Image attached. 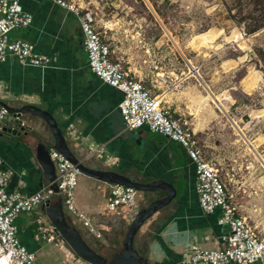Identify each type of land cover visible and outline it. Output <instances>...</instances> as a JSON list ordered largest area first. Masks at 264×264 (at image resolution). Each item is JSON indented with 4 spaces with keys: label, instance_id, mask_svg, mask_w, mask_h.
I'll return each instance as SVG.
<instances>
[{
    "label": "crops",
    "instance_id": "1",
    "mask_svg": "<svg viewBox=\"0 0 264 264\" xmlns=\"http://www.w3.org/2000/svg\"><path fill=\"white\" fill-rule=\"evenodd\" d=\"M18 2L22 10L31 15L32 21L26 29L10 31L8 39L28 42L33 54L49 58L50 63L40 67L20 65L12 57L0 63V103L9 106L30 104L48 112L63 133L70 150L78 156L89 158L93 167L139 177L147 182H175L178 186L179 181H182L171 204L146 220L134 235L133 249L145 264H180L190 255L193 246L203 250L221 249L223 244L220 237L227 230L216 223L219 212L203 214L199 210L194 192L193 168L184 151L177 144L145 128L135 131L143 139V144L139 141L137 145L133 143L132 136L124 130L116 111L120 94L101 84L86 67L81 34L75 18L48 0ZM111 20L115 24L121 21ZM112 28H107V33L114 41L109 43L110 48L119 45L121 53L117 54L111 48V59L119 60L126 66L129 64L126 70L130 76L136 77V69L130 63L135 64L132 61L138 53L135 49L142 46H139V42H132V55L129 57L128 45L123 44L120 38H115L117 30ZM184 101L180 100L182 103ZM214 106L217 109L222 107L218 100ZM171 110L189 117L193 126H206V120L202 118L194 121L193 115L186 112L185 105L182 108L178 104ZM7 121L2 122L1 126H6ZM24 122L31 126L27 137L35 138L42 144L47 142L48 130L39 118L27 116ZM46 149L48 153L51 151L48 146ZM0 169L7 174L8 192L31 195L45 188L48 200L57 196L49 189L52 181L43 177L22 136L16 138L0 132ZM80 177L73 203L88 219L91 230L64 210L63 213L68 225L84 237L87 246L104 256L114 243L116 229L145 206L143 196L136 191V208L133 211L122 207L111 211L106 208L110 184L83 175ZM242 217L245 218L244 215ZM48 223L41 213V204L29 214L17 216L14 221L17 239L34 254L35 264L37 254L59 264L53 251L42 250L51 243L55 250L63 251L64 257L72 264H86L70 252L60 238L55 240L56 243H46L40 239L37 228H45ZM251 227L262 229L259 223ZM89 233L94 236L93 239Z\"/></svg>",
    "mask_w": 264,
    "mask_h": 264
},
{
    "label": "rangeland",
    "instance_id": "2",
    "mask_svg": "<svg viewBox=\"0 0 264 264\" xmlns=\"http://www.w3.org/2000/svg\"><path fill=\"white\" fill-rule=\"evenodd\" d=\"M73 1L93 14L109 43L114 42L107 33L112 27L129 53L132 42L140 43L130 65L146 89L170 109L185 105L194 121L206 120L198 128L184 117L235 210L250 226L259 223L262 229L255 232L264 240V26L245 34L264 19V0ZM112 18L121 21L115 24ZM111 48L121 53L119 45ZM42 250L53 251L59 264H72L52 243ZM36 264L56 263L37 254Z\"/></svg>",
    "mask_w": 264,
    "mask_h": 264
},
{
    "label": "built area",
    "instance_id": "3",
    "mask_svg": "<svg viewBox=\"0 0 264 264\" xmlns=\"http://www.w3.org/2000/svg\"><path fill=\"white\" fill-rule=\"evenodd\" d=\"M48 1L75 18L89 72L101 84L120 94L116 111L124 130L145 128L148 132L177 144L193 168L194 192L199 210L203 214L219 212L216 223L227 230L220 237L223 247L203 250L193 246L190 255L180 264H264V240L259 239L255 229L236 213L231 196L226 192L217 170L205 160L196 134L184 116L166 106L159 95L151 93L142 85L140 79L130 76L121 61L111 59L113 53L109 41L96 29L95 19L89 10L80 7L73 0ZM31 21V15L22 10L18 0H0V63L5 62L8 57L14 58L20 65L40 67L50 63L49 58L33 54L28 42L8 39L10 31L26 29ZM9 118L7 112L0 107V130L2 122ZM48 157L54 168L52 183L56 186L63 210L91 230L88 219L73 203L79 171L54 150L48 153ZM7 183V174L0 169V264H35L34 254L17 239L14 221L17 216L29 214L36 206L47 201L48 192L45 188L31 195L8 192ZM121 207L128 211L136 208V191L131 187L110 184L106 208L114 211ZM37 230L40 239L46 243L59 238L50 223L45 228L38 226Z\"/></svg>",
    "mask_w": 264,
    "mask_h": 264
},
{
    "label": "water",
    "instance_id": "4",
    "mask_svg": "<svg viewBox=\"0 0 264 264\" xmlns=\"http://www.w3.org/2000/svg\"><path fill=\"white\" fill-rule=\"evenodd\" d=\"M0 107L10 117L7 125L3 126L0 132L12 137L18 138L22 136L24 138V144L32 152L33 161L37 163L46 180L53 181L54 179L53 164L49 160L46 149V146H48L74 165L80 175L90 177L98 182L131 187L143 196L142 201L145 206L135 212L130 218L124 220L116 229L114 243H112L108 252H105L104 256L88 247L84 237L73 226L68 225L59 196L43 202L41 204V213L55 228L64 245L86 264H145V261L133 249L132 240L136 231L142 227L146 220L169 206L175 199L176 183L147 182L139 177L112 172L106 168L93 167L89 158L78 156L70 150L63 133L48 112L30 104L9 106L0 103ZM27 116L39 118L47 127L48 139L45 144L35 138L27 137V133L31 131V126L24 122V118ZM126 133L132 136L135 145L138 144V141L143 144V139L138 137L135 131L126 130ZM38 186L40 187L41 183ZM49 189L54 194H57L55 184L52 183ZM89 235L92 239L94 238L92 234L89 233Z\"/></svg>",
    "mask_w": 264,
    "mask_h": 264
},
{
    "label": "trees",
    "instance_id": "5",
    "mask_svg": "<svg viewBox=\"0 0 264 264\" xmlns=\"http://www.w3.org/2000/svg\"><path fill=\"white\" fill-rule=\"evenodd\" d=\"M264 26V19H262L259 23L254 24L253 26H251L250 28H247V30L245 31V34H252L253 32L257 31L259 28ZM262 53V52H260Z\"/></svg>",
    "mask_w": 264,
    "mask_h": 264
},
{
    "label": "bare ground",
    "instance_id": "6",
    "mask_svg": "<svg viewBox=\"0 0 264 264\" xmlns=\"http://www.w3.org/2000/svg\"><path fill=\"white\" fill-rule=\"evenodd\" d=\"M233 36H234V35H233ZM204 38H205V37H204ZM233 39H234V42H235V43H237V44L239 43V39H237L236 36H234ZM241 41H242V40H241ZM191 70H193V68H190V67H189V72L193 74L194 71H191ZM212 98L214 99V97H212ZM194 130H195V129H194Z\"/></svg>",
    "mask_w": 264,
    "mask_h": 264
}]
</instances>
